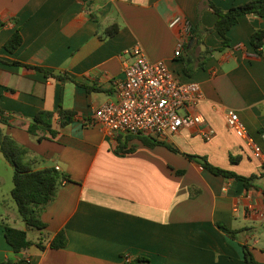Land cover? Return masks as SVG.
Masks as SVG:
<instances>
[{"label": "crops", "instance_id": "obj_1", "mask_svg": "<svg viewBox=\"0 0 264 264\" xmlns=\"http://www.w3.org/2000/svg\"><path fill=\"white\" fill-rule=\"evenodd\" d=\"M249 1L0 0V108L7 118L1 127L28 151L33 169L54 168L73 181L63 183L41 212L44 230L28 229L14 200L0 196V263L130 264L143 257L151 264H246L247 245L264 264V177L247 190L242 181L217 176L184 155L206 157L242 176L262 171L264 160L253 157L225 116L235 110L264 149V38L260 48L252 43L264 31V17L241 16L223 50L216 31L199 40L191 36L183 57L175 56L182 27H170L183 16L192 33L211 29L218 17L209 3L227 11ZM112 25L119 31L107 37ZM16 31L23 43L9 52L5 45ZM134 46L152 61H166L182 81L200 83L204 99L196 111L215 131L211 141L197 129H183L162 139L179 152L149 148L138 138L123 152L119 136L92 124L95 111L115 100L114 81L123 76L126 51ZM187 57L191 74L185 73ZM60 108L74 113L63 127ZM43 110L54 113L59 133L39 141L28 128ZM0 169L13 172V181L14 169L1 151ZM5 224L27 230L35 244L15 253ZM60 232L67 245L53 249Z\"/></svg>", "mask_w": 264, "mask_h": 264}, {"label": "trees", "instance_id": "obj_2", "mask_svg": "<svg viewBox=\"0 0 264 264\" xmlns=\"http://www.w3.org/2000/svg\"><path fill=\"white\" fill-rule=\"evenodd\" d=\"M211 9L217 15L218 19L215 26L211 29L203 28L194 31L190 34V37L194 39H200L202 33L208 34L210 32L216 31L222 38L221 50L228 48L230 46V39L228 37V32L230 29L236 25L241 16L245 15H257L264 17V0H250L249 2L241 5H236L225 11L221 8L209 3ZM4 26V23L0 21V28ZM119 31L117 25H112L106 30V36H114ZM264 38V31H258L254 35L252 43L256 48L262 46V39ZM199 42V41H198ZM23 43L22 35L19 31H16L12 37L8 40L5 45V49L9 52L17 50ZM209 50L206 54H209ZM183 57V56H182ZM205 58L201 60L199 67H203L205 63ZM186 61L185 73L191 74L194 70L191 65L192 58H184ZM19 64V63H16ZM29 68L36 70H42L39 67L24 65ZM46 75H49L45 71ZM78 84H81L77 82ZM74 113L71 111L64 110L60 108L59 126L63 127L67 125L73 118ZM54 113L51 111H39L33 119V122L28 128V133L32 136H36L39 141L46 139H54L58 135L59 131L54 128ZM7 124V118L4 111L0 108V151L4 159L10 163L14 169L13 176V188L11 190V196L16 204V209L28 229L35 228L39 230H44L46 225L41 221L40 214L46 208V206L52 202L57 194L59 187L65 182H73L70 177L64 173H60L54 168H44L35 170L26 162V157L28 151L22 148L10 135L6 134L1 125ZM39 132H43L44 136H39ZM46 134H49L47 136ZM132 138H138L145 146L153 148L155 146H166L175 152H179L174 147L166 144L162 140H157L145 136H132L128 135L123 138V135L119 136L120 151L125 152V147L127 142ZM190 160L201 164L204 168L212 172L217 176H222L225 178H232L242 181L248 190L251 187H256V182L264 177V162L262 166V171L259 174H254L251 176H242L233 171L226 170L220 167L212 165L206 157L199 155L184 154ZM264 193V191H263ZM219 227L230 237L235 238L236 231H232L225 226L219 225ZM5 237L7 242L13 247L15 253H20L21 251L28 249L35 243L29 240L28 231L21 230L11 227L5 224ZM67 245V237L64 232L58 233L55 238L51 241L50 247L53 249L63 248ZM42 247V246H40ZM243 251L245 256L246 264H258L252 250L247 246L243 245ZM22 264H29V262L22 260ZM0 264H19L12 260H7L1 262ZM130 264H151L148 259L143 257L137 258Z\"/></svg>", "mask_w": 264, "mask_h": 264}, {"label": "built area", "instance_id": "obj_3", "mask_svg": "<svg viewBox=\"0 0 264 264\" xmlns=\"http://www.w3.org/2000/svg\"><path fill=\"white\" fill-rule=\"evenodd\" d=\"M179 25L182 30L176 57L182 56L192 31V23L183 16L170 22L172 28ZM126 53L130 60L124 65L123 76L114 81L115 100L95 111L92 124L112 137L132 135L162 140L183 129H197L206 141H211L215 131L206 126L205 117L196 111L204 99L200 83L182 81L166 61L150 60L140 46ZM225 118L229 129L245 141L253 157L264 160L263 147L250 135L239 114L228 110Z\"/></svg>", "mask_w": 264, "mask_h": 264}, {"label": "rangeland", "instance_id": "obj_4", "mask_svg": "<svg viewBox=\"0 0 264 264\" xmlns=\"http://www.w3.org/2000/svg\"><path fill=\"white\" fill-rule=\"evenodd\" d=\"M0 174H2V184L0 187V196H4L5 198H9L10 201H13L12 197H11V190L13 188V181L11 180V175H10V174H13V172L8 173L4 169H0ZM19 219L21 221L20 216H19Z\"/></svg>", "mask_w": 264, "mask_h": 264}, {"label": "water", "instance_id": "obj_5", "mask_svg": "<svg viewBox=\"0 0 264 264\" xmlns=\"http://www.w3.org/2000/svg\"><path fill=\"white\" fill-rule=\"evenodd\" d=\"M19 264H22V262H20Z\"/></svg>", "mask_w": 264, "mask_h": 264}]
</instances>
